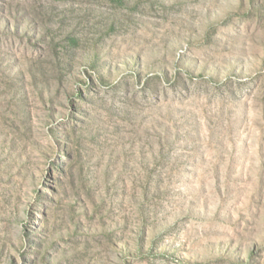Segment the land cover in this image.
Listing matches in <instances>:
<instances>
[{"label":"rangeland","instance_id":"rangeland-1","mask_svg":"<svg viewBox=\"0 0 264 264\" xmlns=\"http://www.w3.org/2000/svg\"><path fill=\"white\" fill-rule=\"evenodd\" d=\"M0 264H264V0H0Z\"/></svg>","mask_w":264,"mask_h":264}]
</instances>
